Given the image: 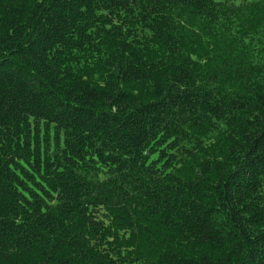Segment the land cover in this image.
<instances>
[{"label": "trees", "instance_id": "obj_1", "mask_svg": "<svg viewBox=\"0 0 264 264\" xmlns=\"http://www.w3.org/2000/svg\"><path fill=\"white\" fill-rule=\"evenodd\" d=\"M0 264H264V0H0Z\"/></svg>", "mask_w": 264, "mask_h": 264}]
</instances>
